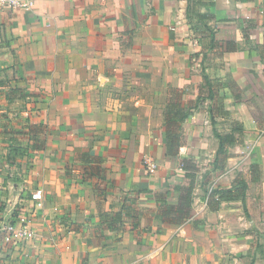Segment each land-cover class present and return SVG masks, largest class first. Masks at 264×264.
I'll return each mask as SVG.
<instances>
[{
    "label": "crops",
    "instance_id": "crops-1",
    "mask_svg": "<svg viewBox=\"0 0 264 264\" xmlns=\"http://www.w3.org/2000/svg\"><path fill=\"white\" fill-rule=\"evenodd\" d=\"M33 1L0 12V225L33 230L0 234V264H264V0H192L189 17L188 0ZM238 125L214 166L215 134ZM14 143L40 206L1 172ZM187 158L193 200L174 224L159 198L181 203ZM208 181L242 195L208 210Z\"/></svg>",
    "mask_w": 264,
    "mask_h": 264
},
{
    "label": "trees",
    "instance_id": "trees-1",
    "mask_svg": "<svg viewBox=\"0 0 264 264\" xmlns=\"http://www.w3.org/2000/svg\"><path fill=\"white\" fill-rule=\"evenodd\" d=\"M191 1L188 0V5L186 8V15L189 17L191 13ZM201 0H198V3ZM199 16H205L204 14H199ZM188 114H180L176 112L174 118L171 119L169 114H165V131H166V150L167 154L171 157H179L181 142L180 135L178 133L180 122ZM242 130L241 126H233L231 131L225 133H216L215 135L218 138L219 145L214 155L213 165L218 166L219 168L223 167V162L227 158L225 147L233 144L236 140L234 133L236 131L240 132ZM264 134V132H263ZM181 168L185 170L186 176L189 178V186L184 190V194L181 198V203L177 206L169 205L166 203L165 199L162 196L159 198L158 212L159 215L169 220L171 223L179 224L188 218L190 215V207L193 200V188L196 180V172L198 171V166L192 162L191 158L182 160ZM242 187L237 186L233 188H222L214 187L208 193V188H204V193L206 198V206L208 210H216L222 200H230L239 198L242 195Z\"/></svg>",
    "mask_w": 264,
    "mask_h": 264
},
{
    "label": "built area",
    "instance_id": "built-area-1",
    "mask_svg": "<svg viewBox=\"0 0 264 264\" xmlns=\"http://www.w3.org/2000/svg\"><path fill=\"white\" fill-rule=\"evenodd\" d=\"M34 4L33 0H0V12L2 11H14L17 9H30ZM143 162L149 173L154 172L157 169V163L151 157H144ZM215 185L212 183L208 187V193L214 188ZM32 198L35 200V205L40 206L43 200V193L41 189H36L32 193ZM206 204V198L204 200ZM32 224L30 218H22L16 222H7L0 225V234L4 242L11 240H23L27 239L32 235Z\"/></svg>",
    "mask_w": 264,
    "mask_h": 264
},
{
    "label": "rangeland",
    "instance_id": "rangeland-1",
    "mask_svg": "<svg viewBox=\"0 0 264 264\" xmlns=\"http://www.w3.org/2000/svg\"><path fill=\"white\" fill-rule=\"evenodd\" d=\"M229 120H226L224 123L227 124L231 118H227ZM230 122L228 123V125ZM25 146H17L16 143L11 144L8 151L10 153L8 154V164L7 166H3L1 172L4 175L5 181L8 180L12 185L17 184L20 182L22 184L23 190H26V195H32L31 192H29L33 187L31 188L28 180L31 177V174L29 173L32 167V158L31 155L28 153L27 148H24ZM10 158V159H9ZM202 163L206 164L208 163V160H202ZM206 171L201 172V178H198V182L206 179L205 176ZM27 181V182H26ZM208 181V187H210L212 181L209 183ZM35 191V190H33ZM1 240L4 242V240L1 237Z\"/></svg>",
    "mask_w": 264,
    "mask_h": 264
}]
</instances>
